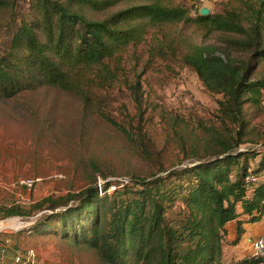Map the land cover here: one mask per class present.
<instances>
[{"label":"trees","instance_id":"1","mask_svg":"<svg viewBox=\"0 0 264 264\" xmlns=\"http://www.w3.org/2000/svg\"><path fill=\"white\" fill-rule=\"evenodd\" d=\"M174 1L27 0L23 9L22 0H0V12L7 14L0 24V100L46 86L88 102L93 86L106 88L117 78L119 56L142 43L150 28L192 24L220 37L221 47L194 45L181 63L208 95L219 96L215 116L226 130L203 147L202 155L193 153L192 166H160L156 173L130 175L126 182L100 184L93 178L91 186L77 193L48 196L28 207H0L1 219L58 209L34 226V233L47 231L56 219L51 233L93 249L102 264L264 262L252 255L227 260L224 253L229 222L236 223L235 245L243 223L264 219V143L240 151L248 134L243 106H259L264 91V78L252 79L253 65L264 59V0H230L222 13L201 16L197 11L194 17ZM122 3L124 8L100 20L87 19L76 9L104 11ZM111 61L117 64L114 69ZM130 83L136 113L127 124H137L128 134L144 140L141 73ZM99 112L127 133L109 114ZM241 216L247 219L237 220Z\"/></svg>","mask_w":264,"mask_h":264},{"label":"rangeland","instance_id":"2","mask_svg":"<svg viewBox=\"0 0 264 264\" xmlns=\"http://www.w3.org/2000/svg\"><path fill=\"white\" fill-rule=\"evenodd\" d=\"M229 3L175 0L173 5L190 9L194 17L201 8L209 14L222 13ZM125 6L76 9L87 19L100 20ZM26 7L27 0H22L21 8ZM6 20L7 14L0 12V24ZM219 39L192 24L150 28L142 43L127 47L119 56L117 78L106 88L93 86L94 96L88 102L46 86L0 100V207H28L48 196L77 193L91 186L93 178L100 184L126 182L130 175L149 176L160 166L175 169L196 164L193 153L202 155L203 147L226 130L215 116L219 96L208 95L181 58L194 45L221 47ZM109 65L117 66L114 61ZM253 67L252 79L264 78V59ZM139 73L144 140L128 134L136 121L127 124L136 113L128 86ZM261 100L257 107L243 106L248 134L240 151L259 149L264 143V91ZM99 111L126 127L127 133ZM113 190L111 186L108 192ZM57 212L0 218V264H102L93 249L51 233L56 219L47 231L34 233V226ZM10 246L16 249L6 250Z\"/></svg>","mask_w":264,"mask_h":264},{"label":"crops","instance_id":"3","mask_svg":"<svg viewBox=\"0 0 264 264\" xmlns=\"http://www.w3.org/2000/svg\"><path fill=\"white\" fill-rule=\"evenodd\" d=\"M246 219L247 218L245 216H241L237 220L245 221ZM235 228V221L229 222L226 225L227 235L225 241L228 244H226L224 249L226 259L233 261L241 260L243 258L251 256L252 240L264 234V219L254 224L243 223V235L241 236L237 244L231 245L232 241L235 239Z\"/></svg>","mask_w":264,"mask_h":264},{"label":"built area","instance_id":"4","mask_svg":"<svg viewBox=\"0 0 264 264\" xmlns=\"http://www.w3.org/2000/svg\"><path fill=\"white\" fill-rule=\"evenodd\" d=\"M251 255L255 258L264 260V234L252 240Z\"/></svg>","mask_w":264,"mask_h":264},{"label":"water","instance_id":"5","mask_svg":"<svg viewBox=\"0 0 264 264\" xmlns=\"http://www.w3.org/2000/svg\"><path fill=\"white\" fill-rule=\"evenodd\" d=\"M199 14L201 16H207L209 14V10L206 9V8H201L200 11H199Z\"/></svg>","mask_w":264,"mask_h":264}]
</instances>
